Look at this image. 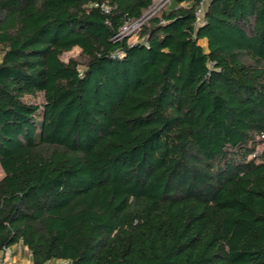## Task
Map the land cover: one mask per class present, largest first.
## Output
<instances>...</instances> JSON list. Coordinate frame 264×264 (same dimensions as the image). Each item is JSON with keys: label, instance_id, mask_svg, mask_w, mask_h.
Wrapping results in <instances>:
<instances>
[{"label": "trees", "instance_id": "16d2710c", "mask_svg": "<svg viewBox=\"0 0 264 264\" xmlns=\"http://www.w3.org/2000/svg\"><path fill=\"white\" fill-rule=\"evenodd\" d=\"M203 1L0 0V253L264 264V0Z\"/></svg>", "mask_w": 264, "mask_h": 264}, {"label": "built area", "instance_id": "2783aa9c", "mask_svg": "<svg viewBox=\"0 0 264 264\" xmlns=\"http://www.w3.org/2000/svg\"><path fill=\"white\" fill-rule=\"evenodd\" d=\"M209 2L210 0H204L203 2H201L200 6L198 7L196 13L198 24H202L204 22L205 11L208 7ZM105 10L108 11V8L106 7ZM148 19L149 18H146L144 15L139 20L128 21L121 29L120 33L116 36V40L119 41L127 36H130L131 34H135L136 32L140 31V29ZM24 248L25 250L29 251L27 247ZM0 264H23V263L15 261V253L13 247H11V248H5L0 253Z\"/></svg>", "mask_w": 264, "mask_h": 264}, {"label": "rangeland", "instance_id": "374dc122", "mask_svg": "<svg viewBox=\"0 0 264 264\" xmlns=\"http://www.w3.org/2000/svg\"><path fill=\"white\" fill-rule=\"evenodd\" d=\"M175 3V0H155L154 2V6L151 10L146 11L145 12V17L146 18H150L154 15H158L161 13V11L163 10H167L169 9L171 6H173ZM138 36H139V31L136 32L135 34H131L129 36L130 38V42L134 43L138 41ZM203 46H207V43L204 44L203 42L201 43ZM2 57H1V51H0V61H1ZM63 61L68 62L70 59H78L80 61H82V57H81V50L76 48L74 49L72 52L70 53H66L63 57H62ZM42 98L39 97L38 98V102H41ZM264 149V146L259 148V151H262ZM4 177V172L0 166V180ZM25 253V251H23V254ZM26 263V262H25ZM54 264H65L64 262H60V261H55Z\"/></svg>", "mask_w": 264, "mask_h": 264}, {"label": "crops", "instance_id": "0c3cea01", "mask_svg": "<svg viewBox=\"0 0 264 264\" xmlns=\"http://www.w3.org/2000/svg\"><path fill=\"white\" fill-rule=\"evenodd\" d=\"M202 42L204 44H206L205 41H202ZM13 250H14V253H15V261L21 262L23 264H33L30 252L25 250V248L22 245H19V246L17 245L15 247H13ZM23 251H25L24 254H23ZM54 262L55 261L51 262L50 264H54Z\"/></svg>", "mask_w": 264, "mask_h": 264}]
</instances>
